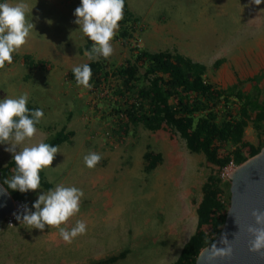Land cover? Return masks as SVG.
I'll use <instances>...</instances> for the list:
<instances>
[{
	"label": "rangeland",
	"instance_id": "1",
	"mask_svg": "<svg viewBox=\"0 0 264 264\" xmlns=\"http://www.w3.org/2000/svg\"><path fill=\"white\" fill-rule=\"evenodd\" d=\"M23 2L35 28L12 53V62L0 66V99L27 94L28 103L37 105L44 116L36 134L16 145V152L51 139L63 127L74 131L73 142L58 148L45 177L52 190L57 185L75 187L83 196L79 211L59 226L45 225L43 231L24 223L3 226L0 264H93L126 248L130 251L126 259L115 264H172L196 230V209L213 166L203 153H191L185 140L170 129L152 132L143 125H129L128 134L121 131L126 119L116 110L125 109L126 98L125 91L120 93L124 88L116 69L131 61L130 47L136 42L151 52L176 50L207 65L208 79L225 88L238 77L251 76L248 71L259 59L264 63V4L127 0L140 24L125 42L117 36L118 25L110 41L113 52L105 58L107 77L85 88L66 77L67 70L91 60L86 51L80 52L87 36L74 23L80 0ZM24 53L48 59L54 68L29 70L19 57ZM218 58L226 62L215 69L212 65ZM126 96L133 93L128 91ZM245 135L253 145L259 143L252 124ZM147 145L161 154L149 173L144 170ZM11 146L0 145V168L13 159L5 151ZM93 152L102 158L89 168L84 157ZM47 191L30 190L32 206ZM77 221L86 224V231L70 243L64 241L59 229L71 230Z\"/></svg>",
	"mask_w": 264,
	"mask_h": 264
},
{
	"label": "trees",
	"instance_id": "2",
	"mask_svg": "<svg viewBox=\"0 0 264 264\" xmlns=\"http://www.w3.org/2000/svg\"><path fill=\"white\" fill-rule=\"evenodd\" d=\"M139 24L140 17L130 10L127 0H124L118 38L125 42L133 37ZM92 46L93 42L87 37L80 52H89ZM130 48L131 61L116 69L124 88L120 93L125 91L126 98L125 109L116 110L126 119L120 126L121 131L128 134L129 125H143L152 132L170 129L185 140L191 153H203L206 161L213 166L203 184L202 198L196 209V230L172 263L196 264L200 251L220 235L230 206V183L222 180V170L231 162L241 164L264 146V69L252 77H238L235 83L223 88L208 79L207 65L176 50L151 52L139 46ZM19 57L29 70L54 68L50 60L37 59L30 53ZM105 62V58L99 56L87 63L92 70L89 83H97L101 77H107ZM224 62L225 58H218L212 66L219 69ZM66 77L76 81L72 69L67 70ZM128 91L133 93V97L126 96ZM27 107L38 109L32 103H28ZM250 124L257 132V145L246 139V129ZM74 134V131L63 127L44 143L58 147L64 142H71ZM144 160V170L149 173L157 167L161 154H155L147 145ZM15 169L12 159L0 168V181L14 199L29 200V191H13L5 183L11 179ZM40 187L48 191L53 188L45 177V169L40 172ZM222 192L229 198L227 206L219 200ZM129 252L126 248L93 264H115L126 259Z\"/></svg>",
	"mask_w": 264,
	"mask_h": 264
},
{
	"label": "clouds",
	"instance_id": "3",
	"mask_svg": "<svg viewBox=\"0 0 264 264\" xmlns=\"http://www.w3.org/2000/svg\"><path fill=\"white\" fill-rule=\"evenodd\" d=\"M252 3L259 6L264 4V0H252ZM123 7L124 0H80V5L73 12L76 18L74 23L93 42L91 50L85 53L89 59L98 56L107 58L112 54L110 41L123 17ZM28 10V4L23 0H17L15 3L0 0V66L5 62H12V53L26 43L30 31L35 28L27 19ZM72 72L78 85L90 87L92 70L89 64L75 66ZM27 104V94L17 98L0 99V145L11 143L12 146L5 151L13 154L16 165L15 173L5 183L9 189L21 193L40 188V172L52 165L59 152L57 146L44 142L23 147L21 151L16 152V145L36 134V125L44 116L41 109L30 110ZM101 158L97 153H89L84 157V163L93 168ZM81 196L83 192L75 187L57 185L54 190L47 191V194L39 195L32 206L34 212L26 209V214L14 213V216L17 221L43 231L45 225L59 226L77 213ZM262 220L264 214L257 215V222ZM85 231L86 224L83 221H77L71 230L59 229L62 239L69 243ZM262 246L264 231H259L256 233L254 250Z\"/></svg>",
	"mask_w": 264,
	"mask_h": 264
},
{
	"label": "water",
	"instance_id": "4",
	"mask_svg": "<svg viewBox=\"0 0 264 264\" xmlns=\"http://www.w3.org/2000/svg\"><path fill=\"white\" fill-rule=\"evenodd\" d=\"M14 209V198L0 181V232ZM264 146L230 174V206L220 235L203 248L196 264H264V246L254 250L256 233L264 231Z\"/></svg>",
	"mask_w": 264,
	"mask_h": 264
},
{
	"label": "built area",
	"instance_id": "5",
	"mask_svg": "<svg viewBox=\"0 0 264 264\" xmlns=\"http://www.w3.org/2000/svg\"><path fill=\"white\" fill-rule=\"evenodd\" d=\"M133 46H140L139 43H134ZM237 165L231 162L227 167H225L221 172L222 180H230V173L235 169ZM219 200L225 206L229 205V198L225 192L219 194ZM32 211V203L29 200L25 199H14V209L10 215H7L3 221V226L7 228H12L18 225L19 221L16 220L14 213L24 215L26 214L25 210Z\"/></svg>",
	"mask_w": 264,
	"mask_h": 264
},
{
	"label": "crops",
	"instance_id": "6",
	"mask_svg": "<svg viewBox=\"0 0 264 264\" xmlns=\"http://www.w3.org/2000/svg\"><path fill=\"white\" fill-rule=\"evenodd\" d=\"M262 67H264V63H262V59H259V61L257 62V64L255 63V64H253V66L252 67H250V68H252V69H250V71H248V72H250V74H251V76H248V77H252V76H254V75H256L257 73H259V71L262 69ZM257 68V69H256ZM247 78V77H246ZM237 79V78H236ZM226 80H228V79H226ZM236 82V80L235 81H232V83L231 84H233V83H235ZM230 84V85H231ZM48 129V128H47ZM75 133V132H74ZM75 137V134H74V136L72 137V142H73V138ZM29 139H31V138H29ZM29 139H27V140H29ZM65 143H67V142H64L63 144H65ZM69 143V142H68ZM88 140L86 139L85 140V145H88ZM63 144H61V145H59L58 146V148H60ZM90 144H91V142H90Z\"/></svg>",
	"mask_w": 264,
	"mask_h": 264
},
{
	"label": "bare ground",
	"instance_id": "7",
	"mask_svg": "<svg viewBox=\"0 0 264 264\" xmlns=\"http://www.w3.org/2000/svg\"><path fill=\"white\" fill-rule=\"evenodd\" d=\"M231 174V173H230Z\"/></svg>",
	"mask_w": 264,
	"mask_h": 264
}]
</instances>
